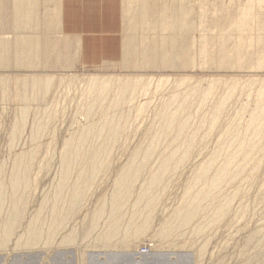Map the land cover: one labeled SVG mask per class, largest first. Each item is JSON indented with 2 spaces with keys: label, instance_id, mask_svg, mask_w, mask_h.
I'll use <instances>...</instances> for the list:
<instances>
[{
  "label": "rangeland",
  "instance_id": "1",
  "mask_svg": "<svg viewBox=\"0 0 264 264\" xmlns=\"http://www.w3.org/2000/svg\"><path fill=\"white\" fill-rule=\"evenodd\" d=\"M185 2L192 7L187 15L176 14L172 0H122L124 57L96 67L75 62L76 50L60 31V0L5 3L0 264L263 262L264 0ZM166 11L172 20L157 24L153 17ZM15 42L28 46V60L11 52ZM46 78L53 80L29 86ZM92 78L110 80L103 100H94ZM237 140L252 141L254 151L244 162L235 159L245 168L234 180L213 190L205 179L193 183L209 160L216 162L205 178L237 157ZM93 155L102 167L73 202L74 184L91 174ZM133 162L141 167L136 179L116 184ZM17 173L24 178L15 191ZM154 175L162 180L149 186ZM118 188L128 194L123 204L112 202ZM142 188L150 194L141 195ZM187 193L202 210L179 227L191 213ZM13 199L22 215L6 231ZM114 221L119 231L110 236ZM145 221L147 230L136 232ZM169 222L177 228L163 238Z\"/></svg>",
  "mask_w": 264,
  "mask_h": 264
},
{
  "label": "bare ground",
  "instance_id": "2",
  "mask_svg": "<svg viewBox=\"0 0 264 264\" xmlns=\"http://www.w3.org/2000/svg\"><path fill=\"white\" fill-rule=\"evenodd\" d=\"M185 1H187V0H172L173 3H177L178 10H177L176 14H182V15L188 14V11L192 7H191V3H186ZM159 2L161 5H163L164 3H166V0H159ZM5 3L10 4V0H0V11L1 12L4 10L3 8H4ZM250 6H253V4H251ZM60 9H61V4H60ZM166 15H167V11L162 12V13L154 16L153 19L158 20L157 24L159 23L160 20L162 21L161 24H163V23L168 24V22L171 21L172 18L167 17ZM124 16H125V8H124ZM168 18H170V19H168ZM27 20H29L28 16H27ZM185 28H187L186 25H185ZM12 48L13 49L11 50V52L13 54L21 55L25 60H28V58H27V54L29 53V49L27 50L28 46L23 45L19 42H15L14 47H12ZM1 55H2V53H1ZM2 57H4V56H2ZM3 62H6V61H4L2 59V63ZM52 80H53V78H46V79L40 80V82L29 83V86L36 87L38 85L43 84L44 82H47V84H48ZM108 85H110L109 79L92 78L88 81V88L92 91L93 90L98 91V93L94 97V100H103V98L106 97V95L108 94V91H107ZM26 86H27V84H24V87H26ZM117 86L119 87V89H122V88H125L126 83L121 82ZM219 112H220L219 109H217V111H215V114L217 115V116H215V119H217V117L219 116ZM261 112L263 113L264 110H261ZM170 121L173 122V119L172 120L171 119L166 120V123H168ZM171 124L172 123H168V126ZM180 129L182 131L184 129V125L181 126ZM256 129H257V127H256ZM80 138H82V136H80ZM233 145L235 146V148L238 152L237 157H232V158H229L227 160H224L223 164L221 166H219L218 168H216L215 174L211 178H205L206 174L209 172V170H211L213 168V166L216 162V159L209 160L207 162L205 169H203V170L200 169L197 171L196 177H195V180L193 183H196V181L205 179L206 180L205 189L207 188L208 190H213L217 187L218 183L225 181L226 179L234 180L235 174L239 173L240 171H242L245 168L242 166V164H238V162H237L238 160H235V159L240 158L242 160V162L246 161L247 156L249 155V154H247V152H249V153L253 152L254 147H253L252 141H243V140H237L233 143ZM151 152H152L151 149H147L145 151V154H146L145 156L148 157ZM90 163H91V166H90L89 170L91 171V174H88V176L83 175V176L77 177V180L74 184L76 187L74 188L75 192H74L73 197H72L73 202H76L79 199V194H81L80 192H82L84 190V187L90 182V180H93V175L102 167V165L100 166V162L97 160L95 155L91 156ZM70 165H71L70 161H65V168L67 171H70V169H71ZM162 168H168V161L167 160L164 161ZM140 169H141V167H139V169H138L135 162L131 163L130 166L126 168V170H127L126 175L122 174L121 177L119 178V181L116 182V184L117 183L119 184L122 180H126V181H132L133 180L134 181L136 179V175H135L134 171H138ZM20 170L21 169H18V171H20ZM129 172H131V173H129ZM22 178H24L23 173H17L16 176H14L13 187H14L15 191L18 190V186H19L20 180ZM161 180H162L161 177L154 175L150 178V181L148 184H149V186H152L154 184L160 183ZM141 190H142L140 193L141 195L150 194V192L147 188L146 189L142 188ZM202 191H204V189ZM202 191L199 194H202ZM124 192L125 191L123 188H118L112 197V202L114 204H116V203L117 204H123L125 202V197L128 195L127 193L124 194ZM206 194L203 195L205 198L207 196ZM184 198H185L186 202L189 201V193H187ZM13 202L14 203H13L12 215L14 218H12L10 221H8L6 223H4L5 221H3V224L6 227V231L11 230V228L14 227V223L17 222V219H19L22 215V213L19 209V200L13 199ZM147 203L150 204L151 202L148 201ZM187 206L190 207L189 209H191L190 210L191 213H189V214L185 213L183 215V218H182V221H181L179 227L182 225L185 226V224L188 223L189 218H191L194 213H198L200 210H202L201 205L199 203H195L194 200H191V202L189 201ZM116 221H114L115 224L113 222L112 226L110 225L111 227L108 230V234L110 236H113L115 233H117L119 231V229L116 227ZM147 228H148V221H145L143 223V225L140 227H137L135 229V231L139 233V232L146 231ZM176 228H177V226L175 224H172L169 222V223L165 224V227L161 231L160 235L163 238H168L173 233V231L176 230ZM197 230H198V232H200L201 228H198ZM31 232L35 233V235L37 234V232H35L34 230H32V231L30 230V233ZM253 238H255V237H253ZM253 238H251V240ZM259 256H260V254L255 255V257H259ZM262 261L263 262H261L260 264H264V259Z\"/></svg>",
  "mask_w": 264,
  "mask_h": 264
},
{
  "label": "crops",
  "instance_id": "3",
  "mask_svg": "<svg viewBox=\"0 0 264 264\" xmlns=\"http://www.w3.org/2000/svg\"><path fill=\"white\" fill-rule=\"evenodd\" d=\"M60 31L81 67L114 64L125 54L122 0H60Z\"/></svg>",
  "mask_w": 264,
  "mask_h": 264
},
{
  "label": "built area",
  "instance_id": "4",
  "mask_svg": "<svg viewBox=\"0 0 264 264\" xmlns=\"http://www.w3.org/2000/svg\"><path fill=\"white\" fill-rule=\"evenodd\" d=\"M144 253H148V251H146V252L144 251ZM144 253H143V254H144Z\"/></svg>",
  "mask_w": 264,
  "mask_h": 264
}]
</instances>
